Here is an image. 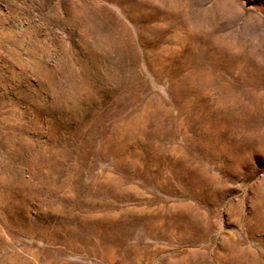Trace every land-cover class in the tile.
<instances>
[{
  "label": "rangeland",
  "instance_id": "374dc122",
  "mask_svg": "<svg viewBox=\"0 0 264 264\" xmlns=\"http://www.w3.org/2000/svg\"><path fill=\"white\" fill-rule=\"evenodd\" d=\"M0 264H264V0H0Z\"/></svg>",
  "mask_w": 264,
  "mask_h": 264
}]
</instances>
